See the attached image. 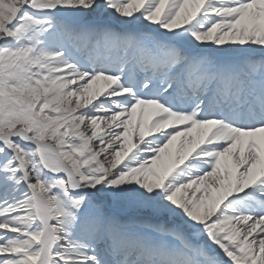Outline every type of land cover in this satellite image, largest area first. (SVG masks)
Here are the masks:
<instances>
[{
  "label": "snow or ice",
  "instance_id": "obj_1",
  "mask_svg": "<svg viewBox=\"0 0 264 264\" xmlns=\"http://www.w3.org/2000/svg\"><path fill=\"white\" fill-rule=\"evenodd\" d=\"M0 264H264V0H0Z\"/></svg>",
  "mask_w": 264,
  "mask_h": 264
}]
</instances>
